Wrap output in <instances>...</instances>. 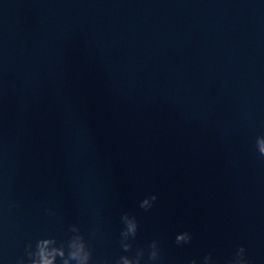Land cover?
<instances>
[{
    "label": "water",
    "instance_id": "1",
    "mask_svg": "<svg viewBox=\"0 0 264 264\" xmlns=\"http://www.w3.org/2000/svg\"><path fill=\"white\" fill-rule=\"evenodd\" d=\"M262 135L264 0H0V264L71 224L114 264L125 212L159 264H264Z\"/></svg>",
    "mask_w": 264,
    "mask_h": 264
},
{
    "label": "clouds",
    "instance_id": "2",
    "mask_svg": "<svg viewBox=\"0 0 264 264\" xmlns=\"http://www.w3.org/2000/svg\"><path fill=\"white\" fill-rule=\"evenodd\" d=\"M256 149L260 156L264 157V135L256 137ZM157 199L156 195L145 197L140 202V208L145 211L152 208L153 202ZM19 207L15 202L9 203V208ZM49 213L54 215L51 210ZM123 228L120 231L119 244L124 253L133 255H120L115 259L114 264H159L161 260V248L158 239H153L146 247L133 249V244L138 230L139 221L135 215L125 212L121 216ZM71 233L66 240L58 243L54 236L39 238L33 243L31 241L25 244V256L17 260V264H93V250L89 246L84 233L77 224H71L68 228ZM192 240L191 233L185 231L178 233L175 238L177 245L188 244ZM147 256V260H145ZM103 264H109L105 259ZM189 264H197L196 259H192ZM203 264H219L211 253L203 258ZM225 264H251L250 258L246 254L244 245H240L235 253L225 261Z\"/></svg>",
    "mask_w": 264,
    "mask_h": 264
}]
</instances>
